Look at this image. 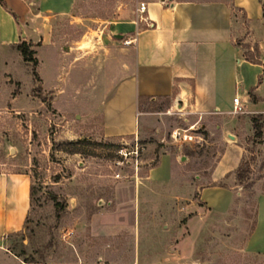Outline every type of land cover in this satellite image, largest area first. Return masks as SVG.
I'll list each match as a JSON object with an SVG mask.
<instances>
[{
  "label": "rangeland",
  "instance_id": "374dc122",
  "mask_svg": "<svg viewBox=\"0 0 264 264\" xmlns=\"http://www.w3.org/2000/svg\"><path fill=\"white\" fill-rule=\"evenodd\" d=\"M139 2L76 0L71 15L54 21L51 66L41 49L33 64L0 44V172L28 174L32 186L22 228L0 239V264H264L263 253L246 249L255 197L264 192V117L257 137L255 113L247 108L201 119L184 103L190 96L183 104L158 97L140 102L145 114L137 134L109 139L101 133V90L76 82V50L68 57L63 50L91 52L94 31ZM232 32L242 54L264 58L263 15L251 21L235 9ZM175 128H189L203 141L178 144L170 138ZM77 141H83L79 152H70L67 143ZM232 142L242 147L247 178L238 180L235 171L212 183L210 174ZM163 154L176 164L171 179L147 180ZM164 174L158 171L160 179ZM214 185L237 197L224 208H218L224 198L207 205L200 190ZM26 256L33 262H24Z\"/></svg>",
  "mask_w": 264,
  "mask_h": 264
},
{
  "label": "crops",
  "instance_id": "0c3cea01",
  "mask_svg": "<svg viewBox=\"0 0 264 264\" xmlns=\"http://www.w3.org/2000/svg\"><path fill=\"white\" fill-rule=\"evenodd\" d=\"M4 1L7 7L0 3V44L31 42L35 51L47 53L50 65L54 61V21L71 15L76 0ZM140 1L146 2L143 12L138 5L132 13L123 10L94 31L96 46L91 52L79 46L63 50L66 57L76 50V82L81 89L88 90V85L82 87L90 82L91 92H102L98 106L104 138L137 134L141 130L139 117L145 114L139 109L140 102L158 97L175 98L183 104V97L190 96L191 102L184 103L201 119L231 114L236 95L245 100L249 112L264 113V58L259 63L249 62L234 44L230 8L233 3L247 19L257 21L263 15L261 0ZM89 69L92 80L84 81ZM251 89L257 97L254 101ZM242 154V147L235 142L227 145L210 174L211 182L234 176ZM168 157L160 156L159 164L149 169L147 180L159 183L171 179L176 164L168 162ZM159 170H165L162 179ZM30 187L28 174L0 172V239L22 228L30 206ZM234 192L214 185L202 188L200 196L212 207L216 206L214 198H224L218 207L224 208L228 198L237 197ZM255 198L254 225L246 249L264 254V192Z\"/></svg>",
  "mask_w": 264,
  "mask_h": 264
},
{
  "label": "trees",
  "instance_id": "16d2710c",
  "mask_svg": "<svg viewBox=\"0 0 264 264\" xmlns=\"http://www.w3.org/2000/svg\"><path fill=\"white\" fill-rule=\"evenodd\" d=\"M0 3L7 7L4 0H0ZM231 12L233 14L235 9H240V7L235 6L233 3L230 4ZM13 15L16 17V14L12 11ZM263 16H264V10H263ZM249 20V19H248ZM11 47H13L16 51L20 53L22 58L25 61H30L33 64L36 63V58L34 57L35 50L32 48V43L27 42L25 40H22L15 44H10ZM245 60L252 62V63H259L258 60H255L248 55L243 54ZM249 95L251 96L252 100H256V95L253 93V90L251 89L249 92ZM140 102V101H139ZM264 117V113H255L253 115H250V121L252 123V127L254 129V135L257 137H260L262 135V118ZM83 141H77V142H68L67 145L73 147L69 151L72 153L79 152L78 146L82 144ZM246 162H241L236 170V177L238 180L242 181L244 178H247L248 168H244ZM30 201L32 199V186L30 187ZM23 261L26 263L33 262L32 258L29 256H26L23 258Z\"/></svg>",
  "mask_w": 264,
  "mask_h": 264
},
{
  "label": "built area",
  "instance_id": "2783aa9c",
  "mask_svg": "<svg viewBox=\"0 0 264 264\" xmlns=\"http://www.w3.org/2000/svg\"><path fill=\"white\" fill-rule=\"evenodd\" d=\"M140 12L146 9V2L140 1L137 8ZM124 43H130V40H125ZM232 110L233 114H242L247 112L245 107V100H241L238 95L232 99ZM172 141L183 144V143H197L200 144L203 141V137L200 134H196L189 128H175L170 133Z\"/></svg>",
  "mask_w": 264,
  "mask_h": 264
}]
</instances>
